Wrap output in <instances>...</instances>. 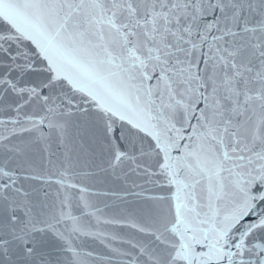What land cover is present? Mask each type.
Returning a JSON list of instances; mask_svg holds the SVG:
<instances>
[{
  "label": "snow or ice",
  "instance_id": "obj_1",
  "mask_svg": "<svg viewBox=\"0 0 264 264\" xmlns=\"http://www.w3.org/2000/svg\"><path fill=\"white\" fill-rule=\"evenodd\" d=\"M0 264H264V0H0Z\"/></svg>",
  "mask_w": 264,
  "mask_h": 264
}]
</instances>
